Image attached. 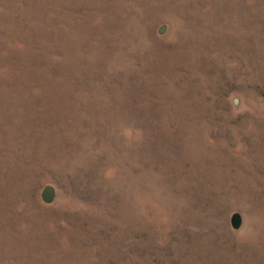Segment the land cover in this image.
I'll use <instances>...</instances> for the list:
<instances>
[{"label": "rangeland", "instance_id": "374dc122", "mask_svg": "<svg viewBox=\"0 0 264 264\" xmlns=\"http://www.w3.org/2000/svg\"><path fill=\"white\" fill-rule=\"evenodd\" d=\"M0 264H264V0H0Z\"/></svg>", "mask_w": 264, "mask_h": 264}, {"label": "water", "instance_id": "95a60500", "mask_svg": "<svg viewBox=\"0 0 264 264\" xmlns=\"http://www.w3.org/2000/svg\"><path fill=\"white\" fill-rule=\"evenodd\" d=\"M45 200L46 202H50L52 200V190L51 189H48L46 191ZM231 222H232V227L234 229L236 230L240 229V227L242 226V222H243L242 217L239 214H235L233 215Z\"/></svg>", "mask_w": 264, "mask_h": 264}]
</instances>
